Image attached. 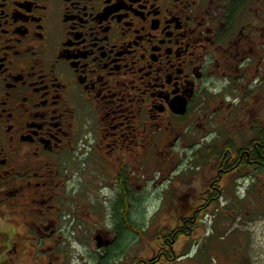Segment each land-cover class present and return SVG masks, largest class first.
Segmentation results:
<instances>
[{
    "label": "flooded vegetation",
    "instance_id": "1",
    "mask_svg": "<svg viewBox=\"0 0 264 264\" xmlns=\"http://www.w3.org/2000/svg\"><path fill=\"white\" fill-rule=\"evenodd\" d=\"M263 10L264 0H0V264H49V223L74 174L81 190L98 178L129 194L149 150L159 160L217 99L239 105L251 72L260 98ZM238 152L219 158L207 206L239 177ZM193 223L178 218L157 264L174 260Z\"/></svg>",
    "mask_w": 264,
    "mask_h": 264
},
{
    "label": "rangeland",
    "instance_id": "2",
    "mask_svg": "<svg viewBox=\"0 0 264 264\" xmlns=\"http://www.w3.org/2000/svg\"><path fill=\"white\" fill-rule=\"evenodd\" d=\"M252 77L253 72L244 81L239 105L228 108L217 99L190 126V132L183 129L176 145L164 149L159 160L152 149L143 157L128 194L130 222L138 227L139 235L118 230L117 191L102 190L98 178L81 190L80 178L74 174L63 203L53 211L52 227L49 223V264L151 261L161 249L165 232L181 217L194 218L196 229L189 237L176 238L170 264H263L264 173L253 169L235 172L231 176L239 177L227 178L220 185L221 199L208 206L203 200L219 162L211 152L221 153L229 143L234 156L264 126V89L258 99ZM195 209L201 211L194 215ZM190 227L186 224L187 232ZM97 236L103 241L100 249Z\"/></svg>",
    "mask_w": 264,
    "mask_h": 264
},
{
    "label": "trees",
    "instance_id": "3",
    "mask_svg": "<svg viewBox=\"0 0 264 264\" xmlns=\"http://www.w3.org/2000/svg\"><path fill=\"white\" fill-rule=\"evenodd\" d=\"M263 132V131H262ZM261 132V133H262ZM260 142L262 147H264V143L261 137V134L258 133V131L255 134L254 139L248 143V145L244 148L245 153L244 160H243V169H253L254 172L261 174L264 173V148L258 147L255 143ZM233 151V146L229 143H226L223 147V150L221 153H217L216 150L211 152V155L217 156L218 158L221 159V157L226 154ZM240 153V152H238ZM120 195V200L118 201V207L116 211V220L118 221V230L130 232V233H137L138 235L140 234V231L137 226H135L132 222H130V217H129V208H128V194L126 193H119ZM121 210V216L119 215V211ZM119 215V216H118ZM165 239H171L168 236V233L165 232L163 236V241ZM163 241L161 242V246L163 245ZM172 257L170 256L169 258L166 259V263L170 264L172 263ZM148 262V261H147ZM144 261H139L136 264H157V258L151 259L148 263Z\"/></svg>",
    "mask_w": 264,
    "mask_h": 264
},
{
    "label": "water",
    "instance_id": "4",
    "mask_svg": "<svg viewBox=\"0 0 264 264\" xmlns=\"http://www.w3.org/2000/svg\"><path fill=\"white\" fill-rule=\"evenodd\" d=\"M95 241H96V243H97V248L100 249V248L102 247V244H103V241H102L101 236H97V237L95 238Z\"/></svg>",
    "mask_w": 264,
    "mask_h": 264
}]
</instances>
